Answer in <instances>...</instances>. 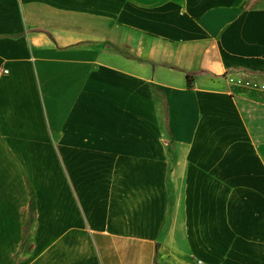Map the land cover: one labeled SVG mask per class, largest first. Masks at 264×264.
I'll list each match as a JSON object with an SVG mask.
<instances>
[{
	"label": "crops",
	"instance_id": "crops-1",
	"mask_svg": "<svg viewBox=\"0 0 264 264\" xmlns=\"http://www.w3.org/2000/svg\"><path fill=\"white\" fill-rule=\"evenodd\" d=\"M0 69V264H264V0H0Z\"/></svg>",
	"mask_w": 264,
	"mask_h": 264
},
{
	"label": "built area",
	"instance_id": "built-area-1",
	"mask_svg": "<svg viewBox=\"0 0 264 264\" xmlns=\"http://www.w3.org/2000/svg\"><path fill=\"white\" fill-rule=\"evenodd\" d=\"M7 72H8L7 70L3 71V73H7ZM237 83L243 87L252 88V89L259 90V91H264V83H261V82H256V81L248 80V79H241V80H237Z\"/></svg>",
	"mask_w": 264,
	"mask_h": 264
},
{
	"label": "rangeland",
	"instance_id": "rangeland-1",
	"mask_svg": "<svg viewBox=\"0 0 264 264\" xmlns=\"http://www.w3.org/2000/svg\"><path fill=\"white\" fill-rule=\"evenodd\" d=\"M1 70V69H0ZM27 241H30L34 233V223L30 220L27 224Z\"/></svg>",
	"mask_w": 264,
	"mask_h": 264
},
{
	"label": "trees",
	"instance_id": "trees-1",
	"mask_svg": "<svg viewBox=\"0 0 264 264\" xmlns=\"http://www.w3.org/2000/svg\"><path fill=\"white\" fill-rule=\"evenodd\" d=\"M187 78H188L189 85H190V83H191V77L188 75ZM32 202H33V201H32V196H31V205H32ZM27 233H28V232H27ZM22 253H23V252L21 251V255H22ZM25 257H26V256H25Z\"/></svg>",
	"mask_w": 264,
	"mask_h": 264
}]
</instances>
